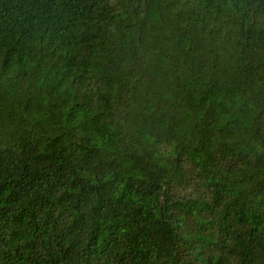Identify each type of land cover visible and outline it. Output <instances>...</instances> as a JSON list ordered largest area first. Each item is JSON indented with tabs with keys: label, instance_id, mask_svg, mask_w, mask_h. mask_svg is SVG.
Instances as JSON below:
<instances>
[{
	"label": "trees",
	"instance_id": "trees-1",
	"mask_svg": "<svg viewBox=\"0 0 264 264\" xmlns=\"http://www.w3.org/2000/svg\"><path fill=\"white\" fill-rule=\"evenodd\" d=\"M0 264H264V0H0Z\"/></svg>",
	"mask_w": 264,
	"mask_h": 264
}]
</instances>
